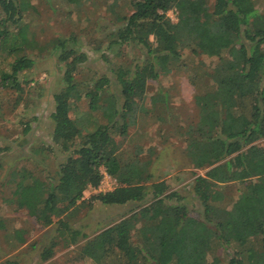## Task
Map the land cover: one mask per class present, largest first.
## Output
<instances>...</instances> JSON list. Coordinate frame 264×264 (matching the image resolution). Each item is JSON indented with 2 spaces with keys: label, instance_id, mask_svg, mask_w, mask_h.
I'll list each match as a JSON object with an SVG mask.
<instances>
[{
  "label": "trees",
  "instance_id": "16d2710c",
  "mask_svg": "<svg viewBox=\"0 0 264 264\" xmlns=\"http://www.w3.org/2000/svg\"><path fill=\"white\" fill-rule=\"evenodd\" d=\"M127 1L131 13L113 20L120 26L109 34L105 50L133 46L143 60L111 64L100 54L112 75L109 81L102 76L73 77L87 59L76 38L37 41L24 29L34 5L29 0H0V88L19 90L17 75L44 53L57 52L63 67L62 86L51 96L49 120L51 143L67 156L48 182L25 168L18 174L11 171V178L18 176L11 193L16 209L24 208L41 227L55 220L69 230L65 219L83 191L96 189L105 174L115 186L88 200L102 206L128 203L135 210L85 240L78 259L93 264L112 258H119L117 264H216L207 261L214 243L234 249L226 264H264V149L256 145L264 138V10L258 11L253 0ZM169 10L174 22L164 16ZM183 50L215 61L204 78L206 88L193 96L197 121L184 131L186 156L193 169L203 170L188 190L197 205L190 208L192 216L181 202L184 196L168 192L163 181H151L148 159L139 158L140 152L123 159L111 137H126L136 119L157 103L167 109L162 93L150 95L149 108L143 105L146 81L156 78L158 63L179 60ZM98 51L92 47V53ZM80 99L87 107L78 112L72 105ZM234 184L236 196L223 203L221 191ZM69 235L67 245L76 236L72 231ZM50 255V248L44 249L40 260Z\"/></svg>",
  "mask_w": 264,
  "mask_h": 264
},
{
  "label": "rangeland",
  "instance_id": "374dc122",
  "mask_svg": "<svg viewBox=\"0 0 264 264\" xmlns=\"http://www.w3.org/2000/svg\"><path fill=\"white\" fill-rule=\"evenodd\" d=\"M29 1L34 5V14L31 17L26 15L24 20L27 34H33L37 41L73 36L79 50L85 52L87 59L79 65L73 77L84 80L102 76L111 81L112 75L104 60L99 59L100 54H105L111 64L117 60L140 64L143 60L140 50L133 46L105 50L111 39L109 34L120 26V22L114 23L113 20L131 13L127 0ZM253 4L258 11L264 10V0H253ZM174 15L173 10H169L164 16L174 22ZM96 46L99 51L92 53V47ZM116 52L120 53L118 58L115 57ZM28 54L34 56L33 53ZM57 56V52L51 56L44 53L29 70L20 72L17 75L19 90L0 88V263L9 260L13 264H93L84 257L78 259L81 245L135 210L134 205L128 203L102 206L88 200L90 196L115 186L114 180L105 174H102L96 189L83 191L80 203L65 219L69 230H62L55 220L51 225L41 227L24 208L16 209L11 193L18 176L11 178V171L18 174L20 168H25L33 176L48 182L58 164L67 156L50 140L51 96L62 86L60 74L63 67ZM214 62L212 57L192 55L183 50L179 60L158 63L155 66L158 75L154 80L146 81L143 105L149 108L150 95L162 93L166 96L167 109L163 110V104L159 102L151 112L136 119L135 127L128 128L126 137L120 139L116 133L111 136L123 159H130L135 152H140L139 158L148 159L147 171L151 181H163L168 192L175 191L184 196L181 202L187 204L191 216L194 214L190 208L196 209L197 205L190 200L188 190L192 179L202 175L203 170L193 169L186 156L184 131L197 121L193 96L206 88L204 78ZM114 89L108 85V91L113 92ZM72 106L78 112L87 107L85 99ZM73 115V112L69 113L70 118ZM159 117L165 121L159 122ZM256 145L263 150L264 138ZM236 188L234 184L223 189L221 201L224 203L229 197L234 198ZM70 231L76 236L74 242L67 245ZM136 237L133 233L132 239ZM48 248L50 257L41 261L42 251ZM233 252L231 247L223 249L213 243L207 261L226 264ZM118 259L112 258L111 263L103 264H117Z\"/></svg>",
  "mask_w": 264,
  "mask_h": 264
}]
</instances>
